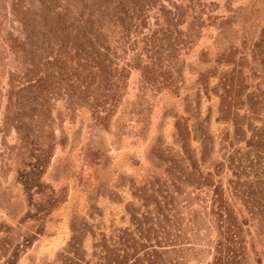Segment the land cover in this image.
<instances>
[{
  "label": "rangeland",
  "instance_id": "rangeland-1",
  "mask_svg": "<svg viewBox=\"0 0 264 264\" xmlns=\"http://www.w3.org/2000/svg\"><path fill=\"white\" fill-rule=\"evenodd\" d=\"M39 1L57 11L62 6V0H0V264H62L78 252L80 238L81 252L91 259L104 235L128 227L133 218H154L147 213L151 204L145 206L157 198L154 191L171 204L172 234L185 242L184 263L212 264L216 230L209 199L194 192L196 186H184L178 196L170 187L180 176L175 123L182 115L197 127L195 145L204 140L208 148L202 176L224 183L244 214L248 249L241 264H264V48L253 51L255 43L264 46V0H203L211 26L175 60L178 89L131 71L106 129L69 98L66 84L48 80L53 65L39 61L42 38L31 36L34 20L44 23L37 16L45 14ZM184 21L181 42L192 22ZM233 47L246 80L239 115L245 131L237 135L222 119L217 87L233 69L221 56ZM254 90L253 114L246 96ZM253 133L258 140L251 141ZM39 143L43 152L33 159L49 157L42 192L31 203L19 172L36 161L31 155Z\"/></svg>",
  "mask_w": 264,
  "mask_h": 264
},
{
  "label": "trees",
  "instance_id": "trees-1",
  "mask_svg": "<svg viewBox=\"0 0 264 264\" xmlns=\"http://www.w3.org/2000/svg\"><path fill=\"white\" fill-rule=\"evenodd\" d=\"M202 1L62 0L58 11L48 2L39 1L46 11L37 16L44 23L34 20L31 36L42 38L44 48L38 50L39 61L53 65L48 71V80L56 78L59 83L66 84L69 98L77 105L87 107L93 121L106 129L119 107L121 83H125L131 71L139 69L149 80L151 75L160 77L159 84L171 90L178 89V79L174 75H180L181 69H177L175 60L180 51L185 53L211 26L206 24L205 18L209 16ZM185 16L190 17L192 22L189 23L190 33L185 37L187 41L181 42ZM261 37L264 42V29ZM253 47L254 52L264 48L260 43H255ZM237 52L238 48L233 47L221 55H227L224 62H233L234 66L217 86L223 92L219 107L222 119L231 122L236 135L241 130L245 131L239 115L244 105L241 102L246 84L242 75L243 63L236 61ZM257 56L260 57V54ZM141 58L145 59L144 65ZM199 81L207 92L206 76L202 75ZM248 94V106L254 114L258 105L254 101L256 90ZM175 128L179 141L175 165L180 167V176L170 181L172 192L178 196L184 186L189 189L196 186L194 192L209 199L210 216L214 219L216 230L212 264H241L248 249L244 214L233 203V193L224 183L218 181L216 184L212 181L213 177L210 181L202 176L200 171L208 148L204 140L200 147L195 145L196 138L192 134L197 135V127L190 124V117L180 116ZM254 139L258 140L255 133L251 141ZM42 147L39 143L37 148L32 149L31 160L36 161H31L28 168L19 172V182L31 203L42 192V177L47 167L45 161L49 157L45 156L47 158L43 161L42 155H37L33 159L34 152H43ZM154 193L162 199L152 196L153 201L145 205L149 208L151 204L152 210L147 213L148 216L155 213L154 218L145 217V221L133 218L128 227L114 229L110 237L104 235L98 240L91 259L81 252L84 243L80 238L78 252L65 256L62 264H185L182 256L185 242L172 234L175 225L171 223L168 197L162 191ZM171 200L175 207L173 197ZM38 211L43 213L44 209ZM259 213L256 216H261Z\"/></svg>",
  "mask_w": 264,
  "mask_h": 264
}]
</instances>
